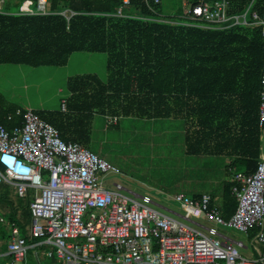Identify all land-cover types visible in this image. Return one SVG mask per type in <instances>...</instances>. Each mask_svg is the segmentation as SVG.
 <instances>
[{
    "label": "trees",
    "instance_id": "obj_1",
    "mask_svg": "<svg viewBox=\"0 0 264 264\" xmlns=\"http://www.w3.org/2000/svg\"><path fill=\"white\" fill-rule=\"evenodd\" d=\"M25 1L31 2L34 13L21 11ZM169 1L150 6L145 0H131L129 4L123 0H47L46 11L38 12L39 0H3L0 64L66 66L74 53L107 54L105 80L96 73L69 77L67 111H36L58 129L66 142L86 146L97 114L162 119L175 115L173 104L180 102L191 107L186 116L194 126L204 125V116L211 117L207 107L213 103L212 123L223 129V104L230 99L242 98L246 92V99L252 101L251 96L258 94L260 105L262 29L231 25L232 21L209 29L186 25L189 6L223 0H182L187 10L181 14L167 11ZM252 1L230 0V14L241 13L250 4L255 10H264V0ZM0 106L1 123L9 129L21 124L25 111L16 106L5 108L1 101ZM19 109L22 115L8 121L6 116ZM190 133L188 154H203L199 146L208 140L204 131ZM259 134L257 120L246 131L240 151L222 154L234 156L239 170L254 172L260 156ZM220 141L229 145L231 139L223 137ZM232 186V182L225 184L219 207L228 220L238 204ZM0 190L2 200L14 207L8 220L28 235L27 227L32 221L30 201L14 194V205L10 199L12 189L0 185ZM21 213L23 219L19 220ZM27 240L34 242L30 236Z\"/></svg>",
    "mask_w": 264,
    "mask_h": 264
},
{
    "label": "built area",
    "instance_id": "obj_2",
    "mask_svg": "<svg viewBox=\"0 0 264 264\" xmlns=\"http://www.w3.org/2000/svg\"><path fill=\"white\" fill-rule=\"evenodd\" d=\"M145 1L153 6L162 0ZM46 4L47 0H39V11L45 12ZM230 8V0L189 6L185 24L203 29L230 21L259 26L264 41V10L250 4L245 11L230 14ZM21 11L34 13L31 2L25 1ZM260 100L259 126L264 136V56ZM61 110L67 111L66 99ZM20 115L19 109L6 118L13 121ZM107 120L109 126L119 123L117 116L108 115ZM115 171V166L83 144L64 141L58 129L35 110L25 111L21 124L11 129L0 122V185L29 198L32 214L27 230L34 242H28L18 224L0 217V223L12 228L11 264H27L32 248L47 245L54 248L47 255L56 259L55 264H264V155L254 172L233 175L238 204L229 220L213 207L210 195L195 198L182 193L175 198L216 224L245 233L257 229L255 239L261 247H255L253 239L257 252H251L250 258L241 253V248H248L243 241L216 231L220 236L205 234L125 193L119 183L106 186L101 174Z\"/></svg>",
    "mask_w": 264,
    "mask_h": 264
},
{
    "label": "rangeland",
    "instance_id": "obj_3",
    "mask_svg": "<svg viewBox=\"0 0 264 264\" xmlns=\"http://www.w3.org/2000/svg\"><path fill=\"white\" fill-rule=\"evenodd\" d=\"M169 6L171 8L168 7L167 11L172 14H181L188 9L182 0H171ZM37 9L39 12L36 7ZM107 62L105 53L78 52L73 54L66 66L0 64V101L5 108L16 106L22 111L61 110L62 101L70 96L67 88L69 77L90 72L106 79ZM166 142L161 122L154 124L150 119L121 115L117 126H109L107 117L97 114L94 116L86 146L118 169L101 174L106 186L113 188L119 183L130 191L125 193L134 197L139 194V201L177 218L172 211L183 214L182 208H185L176 201L178 194L191 196L208 193L218 196L223 192L228 178L237 172L227 169L224 156H217V163L210 165L202 156L186 155L183 140L170 146L171 148ZM13 193L10 199L17 205ZM13 209L14 207L6 200L3 201L0 196V216L10 219L9 215ZM191 218L210 226L216 224L204 215ZM22 219L21 213L19 220ZM183 221L192 225L187 220ZM4 225L0 223V238L4 237L8 241L12 228L10 224ZM218 228L248 246L246 249L241 248V253L246 257L250 258L251 252H257L255 247H261L258 239H255L257 229L245 233L223 225ZM253 239L255 247L251 244ZM50 250H54L50 245L30 250L27 264H38V260L40 264L56 263V259L47 255ZM0 262L3 261L0 259Z\"/></svg>",
    "mask_w": 264,
    "mask_h": 264
},
{
    "label": "crops",
    "instance_id": "obj_4",
    "mask_svg": "<svg viewBox=\"0 0 264 264\" xmlns=\"http://www.w3.org/2000/svg\"><path fill=\"white\" fill-rule=\"evenodd\" d=\"M260 94H261V92H260ZM251 95L252 94H250V96ZM251 97H253L252 101H249L248 99H246V92H245V94L243 95L242 98L234 97L233 99H230L229 102L223 104L224 111L222 112V114H223V117H224V115L226 117V119L223 121L224 122L223 129H221L219 126H216L215 123H212L213 120H211V119L215 113L213 110V109H215V106L211 102L208 103V107H207L208 109H211V111L209 112L211 117L210 118H207L206 116L203 117V119L205 120V123H204L205 126L204 125H202V126L192 125V120L191 119L189 120V118L186 116L188 113H190L191 107L188 104H185L182 102L178 103L176 106L173 104V112L175 113V115H173L171 117H163L162 119H150V122H153L154 124H157V122L162 123L163 137L167 141L166 143L169 147L172 145L174 146L176 143L183 140V145L185 147L186 155H188V156H202L203 160L210 165L213 164V162L217 163V158H218L217 156L221 155V156H224L226 159L225 164H226L228 170H230L229 168L232 167L233 170H236L237 172H244V171L239 170L235 166L236 158L234 156H227V155H224L222 153L240 151L244 145L243 143H244L246 131L248 130L250 125H252L253 123H256L258 120V127H259V132H260V134H259V137H260L259 138L260 139L259 160L261 159V156L264 155V136H263V131H262L261 127L259 126V118H260L259 95L257 94L256 96H251ZM35 112H36V110H35ZM177 113L178 114L181 113V115L178 116ZM222 114H221V116H222ZM105 116L107 117L108 115H105ZM109 116L119 117L118 115H110V114H109ZM159 120H161V121H159ZM195 122H198V121H195ZM117 125H112V126H117ZM194 130H198V131H200V133L202 131H204L205 139L207 140V138H208V140L205 141L203 143V145L199 146V148L203 149V154H196L195 155V154H188V152H187V145H188V142L190 141L189 138H191V134H192L190 132L194 131ZM206 131H208V135H206ZM223 137H229L231 139V142L229 143V145L220 141V139H222ZM235 139H237V141ZM227 182H232L233 186L237 184L236 180L234 179V176L233 177L230 176L228 178V180L226 181V183ZM233 186H232V193H233ZM8 187H10V186H8ZM127 191L130 192L129 190H127ZM183 194H185V193H183ZM205 194L210 195L208 193H203V194L191 195V196L192 197H201ZM135 195H136V197L140 196L139 194H135ZM210 196L212 197L213 207L218 209V211L220 212L219 207L223 202V192L221 194H219L218 196L217 195L216 196L210 195ZM182 210L184 211L183 214H180L176 211H172L174 214H176L178 216V218L175 216H171V215L170 216L179 220V221L186 223L187 225H189L191 227H194V228L202 231L205 234H208V235L214 234L215 236H220V235L228 236L224 232L220 231V229L218 228L219 224L218 225L214 224V225L210 226L206 223H202V222L196 221V220L191 218L193 216H196V218L202 217L204 214L198 215L197 213H195V211H193L192 209H189V208L188 209L182 208ZM220 214L222 215L221 212H220ZM0 217H2V216H0ZM222 217L224 218L223 215H222ZM183 220L189 221L192 225L188 224L187 222H185ZM208 220H210V219H208ZM226 220H228V219H226ZM252 230H254V229H252ZM214 231H216L220 235H218ZM1 235H2V233L0 231V236ZM232 239H234V238H232ZM8 242H9V240L8 241L5 240L4 237L0 238V259H1V261H3V262H0V264H5V263L11 264L12 258L8 254ZM32 249H35V248H32ZM254 256H257V255H252V257H254Z\"/></svg>",
    "mask_w": 264,
    "mask_h": 264
},
{
    "label": "clouds",
    "instance_id": "obj_5",
    "mask_svg": "<svg viewBox=\"0 0 264 264\" xmlns=\"http://www.w3.org/2000/svg\"><path fill=\"white\" fill-rule=\"evenodd\" d=\"M1 185H5V184H1Z\"/></svg>",
    "mask_w": 264,
    "mask_h": 264
}]
</instances>
